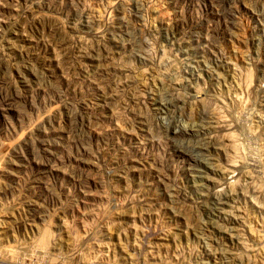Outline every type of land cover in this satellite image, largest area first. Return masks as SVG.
<instances>
[{"label": "rangeland", "instance_id": "rangeland-1", "mask_svg": "<svg viewBox=\"0 0 264 264\" xmlns=\"http://www.w3.org/2000/svg\"><path fill=\"white\" fill-rule=\"evenodd\" d=\"M0 264H264V0H0Z\"/></svg>", "mask_w": 264, "mask_h": 264}]
</instances>
